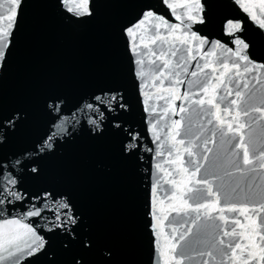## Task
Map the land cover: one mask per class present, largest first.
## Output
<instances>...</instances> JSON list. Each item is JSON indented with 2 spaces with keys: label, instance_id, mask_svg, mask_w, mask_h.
<instances>
[{
  "label": "snow or ice",
  "instance_id": "1",
  "mask_svg": "<svg viewBox=\"0 0 264 264\" xmlns=\"http://www.w3.org/2000/svg\"><path fill=\"white\" fill-rule=\"evenodd\" d=\"M235 2L264 29V0ZM25 3L0 0V73L13 56ZM157 3L177 22L147 3L124 29L131 38L137 94L144 112L155 117L145 119L153 146L125 123L131 105L119 88L101 89L72 107L63 97L49 98L47 131L11 159L2 155L3 148L25 117L0 111V264L49 255L53 236L65 250L75 245L91 253L96 248L95 240L81 233L82 216L68 194L51 188L29 191L24 180L39 179V161L61 143L84 130L103 135L106 127L123 133L125 159L139 162L143 153L153 160L165 153L170 158L153 165L164 175L150 188L152 264H160L157 257L162 264H264V63L248 55L249 43L237 35L241 21H226L235 45L228 47L193 30L205 23L203 0ZM57 4L72 22L94 15L93 0ZM153 95L162 106L149 103ZM162 163L175 167L169 171ZM158 196L161 205L167 200L165 207L157 208ZM103 254L112 256L110 249ZM73 264H86L84 256H75Z\"/></svg>",
  "mask_w": 264,
  "mask_h": 264
},
{
  "label": "water",
  "instance_id": "2",
  "mask_svg": "<svg viewBox=\"0 0 264 264\" xmlns=\"http://www.w3.org/2000/svg\"><path fill=\"white\" fill-rule=\"evenodd\" d=\"M93 3L90 19L72 22L57 0H26L15 33L13 56L0 73V111L8 116L19 112L25 119L4 146L3 156L13 158L14 153L30 147L47 131L50 117L45 103L49 98L63 97L72 107L101 89L119 88L126 93L131 110L125 123L144 134V142L153 146L145 119L155 117L144 112L137 94L128 50L131 38L124 35V29L136 21L147 3H155L159 14L177 21L157 0ZM203 3L205 23L195 25L193 30L210 41L219 40L234 48L225 24L227 20L241 21L243 30L237 35L249 43L248 55L264 63V29L235 0ZM149 103L162 106L164 102L153 95ZM122 139L123 133L111 127L98 136L81 131L39 161V179L25 177L29 191L51 188L68 194L82 216L81 233L90 235L96 248L91 253H82L75 245L65 250L61 239L53 236L49 255L28 258L22 264H49L50 260L52 264H73L77 255L84 256L86 264H152L150 188L164 175L157 173L153 165L170 158L165 153L153 160L151 153H143L142 161L125 159L121 155ZM162 167L171 171L175 166L162 163ZM157 200V208L167 205V200L163 205L159 196ZM164 239L161 237L162 245ZM109 249L110 259L103 254ZM157 259L162 264V258Z\"/></svg>",
  "mask_w": 264,
  "mask_h": 264
}]
</instances>
